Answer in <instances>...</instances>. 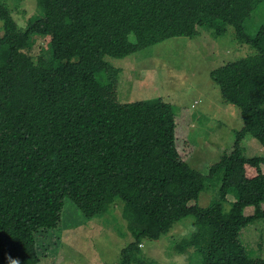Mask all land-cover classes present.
<instances>
[{
    "label": "trees",
    "instance_id": "1",
    "mask_svg": "<svg viewBox=\"0 0 264 264\" xmlns=\"http://www.w3.org/2000/svg\"><path fill=\"white\" fill-rule=\"evenodd\" d=\"M5 1L0 264H7L8 255L20 264H39L59 240L46 237L58 225L64 199L90 221L117 198L133 237L119 264H158L142 255V242L159 240L188 216L197 231L175 244L176 254L193 248L201 264H264L239 239L241 229L264 220V157L245 158L241 147L246 135L264 147V24L254 37L244 26L264 0H36L41 16L25 29ZM227 27L255 54L209 74L221 99L239 109L243 127L230 152L204 175L185 158L196 149L189 140L191 115L176 116L158 99L119 103L120 69L105 58L123 59L172 38L192 39L200 28L219 37ZM33 36L48 39L50 57L42 49L34 61L28 53ZM217 176L219 201L198 206L205 181ZM231 191L236 201L225 213L221 203Z\"/></svg>",
    "mask_w": 264,
    "mask_h": 264
},
{
    "label": "rangeland",
    "instance_id": "2",
    "mask_svg": "<svg viewBox=\"0 0 264 264\" xmlns=\"http://www.w3.org/2000/svg\"><path fill=\"white\" fill-rule=\"evenodd\" d=\"M5 3L20 29H25L31 18L41 16L36 0H6ZM262 24L264 3L259 4L246 21V34L254 37ZM33 41L35 45L28 53L34 61L42 49H45V57H50L48 39L33 36L29 43ZM254 54L250 46L236 40L232 27H227L219 37L200 28L192 39L172 38L123 59L107 57L105 60L120 69L116 89L119 103L158 99L169 104L176 116L184 112L191 115L189 140L196 149L185 158L190 168L207 175L209 168L230 152L236 132L243 127L239 109L221 99L219 88L209 74ZM98 78L103 80L100 75ZM187 120L189 122L188 117ZM241 147L245 158L264 157V147L249 135L243 138ZM220 185V176L206 180L198 206L206 208L217 203ZM235 201L236 195L231 191L221 203L223 212H229ZM123 209V202L117 198L104 214L84 221L76 206L64 199L58 225L46 237L57 236L59 240L55 247L46 250L39 264H119L121 251L133 240ZM252 213L251 207L244 211L247 216ZM196 231L194 218L188 216L159 240L143 241L141 253L158 264H201L193 248L183 255L174 252L176 243ZM239 239L251 258L264 259V220H256L241 229Z\"/></svg>",
    "mask_w": 264,
    "mask_h": 264
},
{
    "label": "clouds",
    "instance_id": "3",
    "mask_svg": "<svg viewBox=\"0 0 264 264\" xmlns=\"http://www.w3.org/2000/svg\"><path fill=\"white\" fill-rule=\"evenodd\" d=\"M7 264H20L18 259L13 258L11 255L5 257Z\"/></svg>",
    "mask_w": 264,
    "mask_h": 264
}]
</instances>
